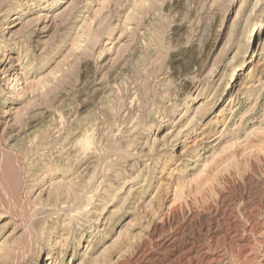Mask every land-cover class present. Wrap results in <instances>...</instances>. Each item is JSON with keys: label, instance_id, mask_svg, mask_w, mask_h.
Listing matches in <instances>:
<instances>
[{"label": "rangeland", "instance_id": "obj_1", "mask_svg": "<svg viewBox=\"0 0 264 264\" xmlns=\"http://www.w3.org/2000/svg\"><path fill=\"white\" fill-rule=\"evenodd\" d=\"M263 11L0 0V264H264Z\"/></svg>", "mask_w": 264, "mask_h": 264}, {"label": "bare ground", "instance_id": "obj_2", "mask_svg": "<svg viewBox=\"0 0 264 264\" xmlns=\"http://www.w3.org/2000/svg\"><path fill=\"white\" fill-rule=\"evenodd\" d=\"M233 1H237V0H233ZM264 13V11H263ZM52 18V16L50 17V19ZM256 25L255 29H253V27ZM251 27V33L250 34H254L255 30H258L259 28H262V22L258 21L257 24H255ZM251 36H249L248 39H250ZM238 66H239V69L241 68L242 66V60H240V62L238 63ZM235 72V71H234ZM234 76H235V73L231 76L230 80H233L234 79Z\"/></svg>", "mask_w": 264, "mask_h": 264}]
</instances>
